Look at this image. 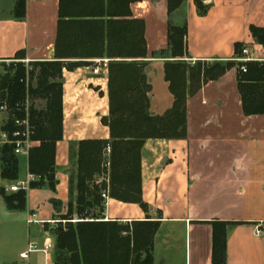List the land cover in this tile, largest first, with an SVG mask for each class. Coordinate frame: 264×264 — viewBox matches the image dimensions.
<instances>
[{
	"label": "crops",
	"instance_id": "obj_1",
	"mask_svg": "<svg viewBox=\"0 0 264 264\" xmlns=\"http://www.w3.org/2000/svg\"><path fill=\"white\" fill-rule=\"evenodd\" d=\"M195 1L207 8L205 15H198ZM15 2L0 0V76L17 53L30 63L53 60L58 0H26L23 20L13 18ZM131 12L145 24L149 113L162 115L173 103L163 73L170 60L167 0H141ZM178 13L187 26V59L225 64L234 59L239 43L264 62V47L249 31L250 26L264 27V0H186ZM97 62L62 72V140L56 145L54 191L29 189L27 155L17 157V180L0 177V190L7 195L16 193L9 189L20 184L26 192L22 211L7 209L0 195V264H18L29 244L39 250L52 246L45 253L29 254V264H53L52 231L67 212L69 180L75 177L71 148L82 140L109 139L100 122L108 111L107 74ZM236 76V68H231L187 96L185 139L148 140L143 145L142 199L147 216L159 223L152 264H211L212 229L207 222L215 220L234 223L226 228V264H264V115H243ZM7 119L0 112V149L6 144ZM215 127H222L220 133ZM203 149L213 151L214 158L202 159ZM102 216L119 223L146 217L137 205L110 198ZM76 218L74 214L73 222Z\"/></svg>",
	"mask_w": 264,
	"mask_h": 264
},
{
	"label": "trees",
	"instance_id": "obj_2",
	"mask_svg": "<svg viewBox=\"0 0 264 264\" xmlns=\"http://www.w3.org/2000/svg\"><path fill=\"white\" fill-rule=\"evenodd\" d=\"M141 0H58L53 60L32 62L26 73L20 63L10 65L0 76V106L10 117L3 132L16 130L14 119L25 117L26 102L29 140L27 171L34 178L29 189L54 191L56 145L62 140V72L88 66L90 60H107L106 91L108 111L101 125L108 140H82L73 145L75 177L69 180L67 212L52 231L53 264H152L153 242L159 223L147 216L142 199L141 151L148 140H183L187 136V96L194 95L210 81L236 68L237 90L245 117L264 115V62L234 61L194 64L187 58V26L171 23L172 16L186 0H167V58L164 80L173 97L172 106L162 115L149 113L151 87L145 75L147 44L145 24L135 19L131 6ZM197 13L207 8L195 1ZM13 18L26 16V0H16ZM252 39L264 47V27H249ZM242 45H234V58L242 56ZM23 59L17 53L13 61ZM244 66L245 72L239 70ZM27 79V80H26ZM1 173L5 181H15L18 160L13 146L0 149ZM97 177H102L96 182ZM105 193L124 204L137 205L146 215L142 221H104ZM0 195L9 210L25 208L26 192L20 189ZM76 221L73 222V215ZM212 229L211 264H226V228L234 224L207 222Z\"/></svg>",
	"mask_w": 264,
	"mask_h": 264
},
{
	"label": "built area",
	"instance_id": "obj_3",
	"mask_svg": "<svg viewBox=\"0 0 264 264\" xmlns=\"http://www.w3.org/2000/svg\"><path fill=\"white\" fill-rule=\"evenodd\" d=\"M242 56L240 58H234L232 59V61L236 62V63H240V64H244L247 62H261L260 59L257 58H253L252 56L249 55L248 49L247 48H242ZM183 61L194 64L196 61L192 60V59H187L184 58ZM18 62H22V63H29V61L27 60H21ZM98 64H102L103 68H106V63L107 60H98L97 62ZM239 70L244 73L245 72V68L244 66H240ZM99 72V68H95L93 69V73L97 74ZM28 101L26 102V108H25V117L23 119H14V126L16 127V130L11 134V140L8 138V134L5 133V139H6V143L11 144L13 146V155L15 157H20V156H26L28 155V151L29 149L32 147V144L29 140V126H28V117H27V107H28ZM0 112L1 113H5L9 119L10 117V111L7 108L6 105H1L0 106ZM7 119V121H8ZM28 179L29 181H33L34 178L30 175H28ZM20 189H23V186H13L10 187V191L11 192H17ZM101 198L104 199L105 201L107 200V195L105 193H101ZM51 245L50 244H46L44 246V248L42 250H39L35 245L33 244H29L26 251L21 253L19 255V262L18 264H29L28 258H29V254L33 253V252H38L41 251L43 253L47 252L49 249H51Z\"/></svg>",
	"mask_w": 264,
	"mask_h": 264
},
{
	"label": "rangeland",
	"instance_id": "obj_4",
	"mask_svg": "<svg viewBox=\"0 0 264 264\" xmlns=\"http://www.w3.org/2000/svg\"><path fill=\"white\" fill-rule=\"evenodd\" d=\"M177 21V22H176ZM178 23L179 25H182V23H183V19H182V15L180 14V13H178V14H174L173 16H172V18H171V23ZM16 63H20L21 65H23V67L25 68V70H26V73H28L30 70H31V64L32 63H22V62H18V61H9V62H7V63H5V69H9V67H10V65H15ZM204 64H206V67L208 66V67H210V66H212L213 64L212 63H207V62H204ZM27 80V79H26ZM219 117V116H218ZM228 117H233V116H228ZM214 119H217V118H214ZM215 129H217V133H220V130L222 129V127H215ZM221 134H225V133H221ZM214 153H213V151H211L210 153H207V151L205 150L204 151V149H203V151H202V159H206V158H209V159H213L214 158ZM19 186H23L22 184H20ZM6 192V191H5ZM59 222H61L62 224L64 223V222H62V221H59ZM52 248V247H51Z\"/></svg>",
	"mask_w": 264,
	"mask_h": 264
}]
</instances>
